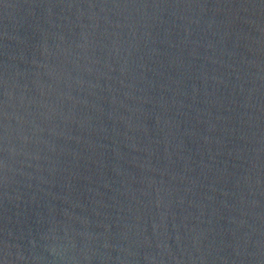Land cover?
<instances>
[{
	"label": "water",
	"instance_id": "obj_1",
	"mask_svg": "<svg viewBox=\"0 0 264 264\" xmlns=\"http://www.w3.org/2000/svg\"><path fill=\"white\" fill-rule=\"evenodd\" d=\"M0 264H264V0H0Z\"/></svg>",
	"mask_w": 264,
	"mask_h": 264
}]
</instances>
